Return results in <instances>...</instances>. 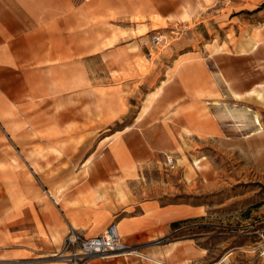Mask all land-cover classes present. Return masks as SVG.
Segmentation results:
<instances>
[{
	"label": "crops",
	"instance_id": "1",
	"mask_svg": "<svg viewBox=\"0 0 264 264\" xmlns=\"http://www.w3.org/2000/svg\"><path fill=\"white\" fill-rule=\"evenodd\" d=\"M180 2L0 0V264H66L49 256L70 225L93 237L112 223L140 255L84 264H171L181 242L156 247L149 241L169 234L173 223L201 214L200 207L139 200L132 192L125 203L120 193L147 175L146 168L163 153L219 134L222 122L211 106L222 89L191 41L184 46L174 41L155 59L142 51L143 38L124 46L104 43L115 38L116 28L106 25L113 26L118 16L179 17ZM134 44L138 51L131 52ZM90 122L98 133L125 125L101 138L109 139L86 154L84 167H61L84 143L78 139H84ZM7 142L61 150V157L47 154L45 160L51 162L45 175L60 178L59 200L43 197L30 168L12 164L22 155L6 154ZM54 161H59L56 167ZM69 177L82 179L70 184Z\"/></svg>",
	"mask_w": 264,
	"mask_h": 264
},
{
	"label": "rangeland",
	"instance_id": "2",
	"mask_svg": "<svg viewBox=\"0 0 264 264\" xmlns=\"http://www.w3.org/2000/svg\"><path fill=\"white\" fill-rule=\"evenodd\" d=\"M180 4L179 17L165 18L158 12L118 16L112 21L113 26L106 25L116 28V36L104 44L116 42L117 46H124L131 39L143 38L142 51L155 59L172 42L184 46L191 41L190 46L204 57L214 82L222 89L221 97L213 100L217 105L211 106L214 118L222 122V130L207 142L198 141L178 152L163 153L161 160L146 168L147 175L137 178L131 189L125 187V194L120 196L125 203L132 198V192L139 200L200 207L201 214L180 221L169 234L149 241L156 247L181 242L169 261L171 264H264V130L245 136L246 130L237 131V122L218 115L225 108L252 107L248 95L264 85V77H255L264 71V57L257 53L264 51V0H181ZM153 37H159V44L151 42ZM251 45L256 49L250 50ZM130 51L136 52L138 47L134 44ZM140 98L137 94L134 102L139 103ZM91 115L87 109L86 116ZM260 115L264 126V108ZM92 125H86L84 139H78L84 143L68 155L70 160L61 163V167H84L82 159L86 154L109 139L101 138L121 130L125 124L118 123L100 133L90 129ZM56 148L24 143L13 146L9 142L5 145L6 154L22 155L21 160L12 164L16 168H30V179L40 186L43 197L52 200H59L63 192L57 184L60 178L45 175L51 168V162L45 161L47 154L62 156ZM77 153H84L80 160L73 159ZM58 164L59 161L53 162L55 167ZM76 179L82 178L69 177L66 181L71 184ZM127 247L125 252H139L135 246ZM125 252L119 255L139 256Z\"/></svg>",
	"mask_w": 264,
	"mask_h": 264
},
{
	"label": "built area",
	"instance_id": "3",
	"mask_svg": "<svg viewBox=\"0 0 264 264\" xmlns=\"http://www.w3.org/2000/svg\"><path fill=\"white\" fill-rule=\"evenodd\" d=\"M159 37H153L151 42L159 44ZM172 163L171 159L167 160ZM128 249L122 241L115 223L110 224L100 235L87 237L80 230L69 226L59 249L52 258L66 264H84L92 258L105 259L123 254Z\"/></svg>",
	"mask_w": 264,
	"mask_h": 264
},
{
	"label": "bare ground",
	"instance_id": "4",
	"mask_svg": "<svg viewBox=\"0 0 264 264\" xmlns=\"http://www.w3.org/2000/svg\"><path fill=\"white\" fill-rule=\"evenodd\" d=\"M255 49V45H251L250 50L253 51ZM257 53L259 54V56L264 57V51L262 49H260ZM255 77H264V71H262L259 76L255 75ZM233 95L236 99H239L238 95ZM248 99L250 103L252 102V107L245 105L240 107L234 106L233 109L225 108L224 111L220 110L218 113L220 117L228 118L237 122V124L235 125L237 131L246 130L247 134L245 136H251L264 130L260 115V109L264 108V85L259 91H251L250 95H248ZM212 104L217 105L216 102H213ZM133 253L140 255V253L135 250L125 252V254ZM158 262L163 263L160 260H158Z\"/></svg>",
	"mask_w": 264,
	"mask_h": 264
},
{
	"label": "trees",
	"instance_id": "5",
	"mask_svg": "<svg viewBox=\"0 0 264 264\" xmlns=\"http://www.w3.org/2000/svg\"><path fill=\"white\" fill-rule=\"evenodd\" d=\"M179 222H175L172 224L173 228H175L178 225Z\"/></svg>",
	"mask_w": 264,
	"mask_h": 264
}]
</instances>
